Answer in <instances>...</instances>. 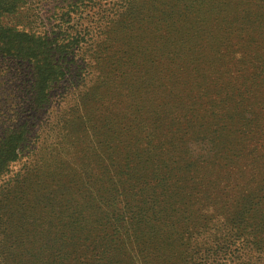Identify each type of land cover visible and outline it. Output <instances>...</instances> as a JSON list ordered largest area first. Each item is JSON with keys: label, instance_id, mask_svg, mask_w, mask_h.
I'll return each mask as SVG.
<instances>
[{"label": "trees", "instance_id": "trees-1", "mask_svg": "<svg viewBox=\"0 0 264 264\" xmlns=\"http://www.w3.org/2000/svg\"><path fill=\"white\" fill-rule=\"evenodd\" d=\"M34 1L0 0V264H264V178L250 191L224 185L215 195L194 178L197 171L184 168L179 151H152L155 146L147 140L154 147L148 151H83L77 156L82 162L73 168L66 163L71 159L36 158L32 146L38 124L21 121L28 110L35 120L39 110H48L51 91L85 71L87 53L112 52L108 46L119 39L128 45L143 40L147 34L138 31L149 21L156 24L160 49L169 38L189 35L177 30L182 20L192 19L190 28L199 34L205 17L188 12L196 0L160 5L153 0H38L36 6ZM169 3L172 10H165L163 4ZM45 8L41 29L31 27L33 21L25 17L36 22ZM89 8L97 11V20L62 28L61 19L79 23ZM180 8L188 11L178 13ZM238 16L233 13L225 24L205 26L197 40L196 61L207 60L208 67L202 68L199 82L181 85L188 88L185 92L170 93L176 104L185 103L187 96L206 114L192 124L195 134L216 136L222 122L228 136H259L264 142V15L251 21L254 28L240 27V33ZM138 52L146 51L140 47ZM168 54L183 59L186 53ZM26 69L29 76L11 88L16 101L3 97L5 78H20ZM168 88L173 90L172 85ZM105 136V147L111 149L115 137ZM17 164L22 165L13 170ZM211 169L205 174L214 178L217 172ZM231 172L222 173V179L231 180ZM70 175V189L78 194L64 198L57 188L68 187ZM50 177L57 182L53 186L47 185ZM42 192L57 206L69 202L66 210L71 206L73 213L68 214V231L41 234L38 218L36 224L30 220L26 210L41 206ZM231 203L235 205L226 211L227 219L218 224L217 206ZM95 219L111 227L97 242L83 233ZM210 224L219 227L207 230Z\"/></svg>", "mask_w": 264, "mask_h": 264}, {"label": "rangeland", "instance_id": "rangeland-1", "mask_svg": "<svg viewBox=\"0 0 264 264\" xmlns=\"http://www.w3.org/2000/svg\"><path fill=\"white\" fill-rule=\"evenodd\" d=\"M153 1L155 5H160L166 0ZM239 1L242 6L235 5L232 0H196L194 7L187 11L205 17L202 30L199 34H195L196 30L191 29L188 23L192 19L182 20L181 29L177 30L178 32L186 30L189 35L185 38H169L165 43H161V49L160 45L155 42L157 37H155L156 30L153 25L156 24L149 21L147 27L144 26L138 31L147 34L143 40L128 45L119 39L112 47L108 46L113 49L112 52L99 50L87 53L88 63L85 71L71 81L62 82L51 91L52 102L48 110H39L36 120L31 110L25 112L21 118L23 122L36 121L38 124L35 127L37 134L32 146L36 158L54 159L56 157L58 160L61 158L66 161L71 159V163H66L75 168V162H82L78 157L83 154V151L89 155L93 151H122V149L148 151L154 147L147 145L145 142L147 140L150 145L155 146L152 151H179L182 155L180 163L184 165V168L197 171L194 173V178L202 182L215 195L218 190L221 191L224 188V185H238L239 190L246 188L248 191L257 187V183L264 178V142L259 136L239 138L238 136L233 137V132L232 136H228L226 135V124L222 122H220L222 126L217 128L216 136H204L208 132L195 134V125L192 124L199 123L201 117L206 114L198 111L197 105L192 104L187 96L184 97L185 103L176 104L174 102L176 96L173 95L188 89L182 88L181 85L199 82L202 68L208 67L207 60L196 61L197 40L201 37L200 35H203L205 26L225 24V19L231 14L239 13V19L236 22L239 27L236 28L240 33V27L248 26V29H252L254 25L251 21L264 15L262 9L264 3L261 1ZM36 3L34 6L37 5ZM170 5L172 3L163 4V7L165 10H170ZM46 9L40 12L36 22L34 17H30L28 13L29 16H26L25 20H32L30 26L36 27L37 25L38 28L39 18ZM209 9L210 11L207 12ZM84 11L79 16V23L74 20L61 19L62 28L66 30L72 26L78 27L81 22L88 23L92 18L97 20L99 17L93 8ZM187 11L180 8L178 13ZM128 13L133 14L132 11ZM255 13L260 16L257 17ZM115 18L113 21L116 20ZM113 21H108V23ZM102 28L107 29L104 26ZM140 47L146 51L144 54L138 52ZM168 51H185L186 54L181 59L175 57L174 54H168ZM204 62L206 64H203ZM27 72V69L23 71L20 78L8 75L5 78L7 84L4 86V91H1L2 96L9 95L10 101H16L17 98L11 95V90H13L11 88L15 90L16 84L29 76L25 74ZM156 78H160V82ZM169 85L173 86V90L167 91ZM21 94L23 93L18 92V95ZM186 102L188 106L185 105ZM211 103L210 101L207 105ZM208 118L211 119V117ZM209 128L213 130L214 126ZM105 134L115 137L111 149L105 147ZM209 161L216 162V165ZM21 165L13 166V170ZM208 169H216L217 174L214 178L205 174ZM227 171L233 172L230 173L231 180L226 181L222 179L224 175L222 173ZM75 178L73 176V179ZM56 183L55 179L50 177L47 185L53 186ZM71 183L70 175L68 187L59 186L57 194L64 195V198H67L68 194L69 197L71 194H78L76 190L70 189ZM67 188L69 189L66 190ZM40 195L43 198L41 206L38 208L37 204L36 210L32 212L30 209L26 210L30 220L35 224L38 218L39 232L44 234L49 233L46 232L49 230L50 235L56 236L57 231H68L65 226L68 214L72 216L73 213L71 206L69 210H66L69 202L66 201V205L60 207L49 198L48 193L42 192ZM50 203H53L54 210L49 208ZM230 205L233 206L235 203L217 206L218 220L216 222L218 224L227 219L228 214L225 213ZM218 224H210L207 230L214 231L219 227ZM106 228L111 227L100 224L95 219L92 224L85 225L83 233L89 241L96 240L97 242L101 240L103 230Z\"/></svg>", "mask_w": 264, "mask_h": 264}]
</instances>
